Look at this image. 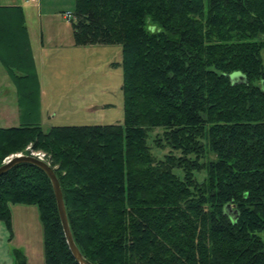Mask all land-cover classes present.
Segmentation results:
<instances>
[{"label":"trees","instance_id":"obj_1","mask_svg":"<svg viewBox=\"0 0 264 264\" xmlns=\"http://www.w3.org/2000/svg\"><path fill=\"white\" fill-rule=\"evenodd\" d=\"M74 2L75 47L121 48L122 123L44 131L33 59L0 56L19 108V125L0 128V166L45 155L91 264H264V0ZM10 9L27 35L22 9L0 7ZM234 73L245 82L232 84ZM14 205L38 209L44 264H77L41 170L20 164L0 176L10 236Z\"/></svg>","mask_w":264,"mask_h":264},{"label":"rangeland","instance_id":"obj_2","mask_svg":"<svg viewBox=\"0 0 264 264\" xmlns=\"http://www.w3.org/2000/svg\"><path fill=\"white\" fill-rule=\"evenodd\" d=\"M74 1L41 0L38 10L36 3H26L25 0H0V5L10 3L24 8L25 25L31 36L42 83L38 91L33 86L31 93L36 100L37 95H42L45 117L41 125L44 131L51 125H115L123 120L122 71L113 66V63L121 61V48L96 45L67 49L66 46L72 45V30L65 16L72 14ZM57 35L64 45L61 48H66L70 55L68 51L52 50L54 45L60 47L54 42ZM41 45L46 48L42 53L39 50ZM262 58L264 61V52ZM56 113L58 117L51 120L50 115ZM18 125L16 89L0 64V128ZM147 143L151 146L149 138ZM166 152L158 153V157ZM33 153L45 157L42 152ZM151 153L156 156V150L152 149ZM209 158L214 159V155L210 154ZM10 211L11 236L0 222V264H16L15 250L22 254L26 264H44L43 229L38 209L35 206L14 205ZM227 212L233 215L231 207ZM261 238L264 240V234Z\"/></svg>","mask_w":264,"mask_h":264},{"label":"crops","instance_id":"obj_3","mask_svg":"<svg viewBox=\"0 0 264 264\" xmlns=\"http://www.w3.org/2000/svg\"><path fill=\"white\" fill-rule=\"evenodd\" d=\"M35 4V3H34ZM42 5L41 0H37L36 2V7L38 10H40ZM0 7H8V8H16V7H20L23 11V16H24V26L27 30V35H25L23 33V31L21 30V25H20V12L17 11L16 9H10V10H0V30H3L4 33L2 34L0 32V56L3 59H11L10 61H15V59L17 58H26V57H30L33 59L34 62V67H35V73H36V78H37V84L35 85L36 90H39V87L41 88V78L39 75V71H38V65H37V61H36V56H35V52L33 50V45H32V41H31V36L30 33L25 25V12H24V8L22 6L19 5H12L9 3V5H0ZM6 35L8 36V38H10L11 36H15L14 37V44L15 47L11 48V49H7L4 46V42H8V39L6 40ZM72 36V35H71ZM6 40V41H5ZM51 42V41H50ZM54 42L59 45L60 47H57L56 45H54L53 47H55L54 51L60 52V51H68L71 50V47H75L73 45V40L71 42V46H66L68 50H65L66 48L62 49L61 45L64 47L63 44H61V40L59 38V35L54 37ZM54 43V44H55ZM78 48V47H75ZM40 52L43 50H46V48L44 46L41 45V48H39ZM42 53V52H41ZM70 55V52H67ZM68 55V57H69ZM1 64V63H0ZM66 66V65H64ZM65 72H63L64 74ZM39 86V87H38ZM54 89V88H53ZM52 89V90H53ZM65 89V88H64ZM56 90V89H54ZM38 97L39 95H37V100L36 103H31V105L33 107L37 106L39 109V114H40V121L41 124L43 125L44 123V109H43V103H41V99H42V95H40L39 97V102H38ZM50 112V110L48 111ZM58 113L50 115V119L51 120H55L58 116ZM32 116L35 118L37 117L36 114H32ZM54 125H51L50 127H52ZM49 127V128H50Z\"/></svg>","mask_w":264,"mask_h":264},{"label":"water","instance_id":"obj_4","mask_svg":"<svg viewBox=\"0 0 264 264\" xmlns=\"http://www.w3.org/2000/svg\"><path fill=\"white\" fill-rule=\"evenodd\" d=\"M229 79L232 84H239L245 82L244 76L240 73L231 74L229 76ZM20 164L32 165L41 170L46 175L51 184V188L56 202L58 217L69 252L71 253L72 257L74 258L77 264H91L83 258L73 241L66 216L61 188L53 169L45 161H42L33 155L17 154L10 156L3 162V164L0 166V176L6 174L12 168Z\"/></svg>","mask_w":264,"mask_h":264},{"label":"built area","instance_id":"obj_5","mask_svg":"<svg viewBox=\"0 0 264 264\" xmlns=\"http://www.w3.org/2000/svg\"><path fill=\"white\" fill-rule=\"evenodd\" d=\"M25 2H26V3H30V4H34V3L37 2V0H25ZM65 19H66V20H70V19H71V15H66V16H65ZM29 155H33V156L37 157L38 159L44 161V159H43L44 156L41 155V154H39V153H33V152H31Z\"/></svg>","mask_w":264,"mask_h":264}]
</instances>
